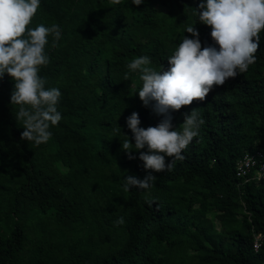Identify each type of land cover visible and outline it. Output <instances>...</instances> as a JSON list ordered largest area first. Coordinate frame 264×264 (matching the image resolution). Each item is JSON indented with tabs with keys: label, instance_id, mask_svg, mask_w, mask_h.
<instances>
[{
	"label": "trees",
	"instance_id": "1",
	"mask_svg": "<svg viewBox=\"0 0 264 264\" xmlns=\"http://www.w3.org/2000/svg\"><path fill=\"white\" fill-rule=\"evenodd\" d=\"M199 3L42 0L30 27L62 29L41 75L61 90L63 119L47 144L22 140L14 81L0 80V264H264V238L254 247L264 236V179L236 173L246 152L264 149V33L247 72L172 113L174 128L193 109L205 120L185 159L153 172L148 191L124 187L147 174L139 152L130 159L122 149L128 137L135 143L127 118L138 113L145 129L162 119L130 93L142 81L126 65L147 55L167 70L184 35L193 38L188 26L202 47L218 48Z\"/></svg>",
	"mask_w": 264,
	"mask_h": 264
},
{
	"label": "clouds",
	"instance_id": "2",
	"mask_svg": "<svg viewBox=\"0 0 264 264\" xmlns=\"http://www.w3.org/2000/svg\"><path fill=\"white\" fill-rule=\"evenodd\" d=\"M129 2L140 6L146 0ZM41 3L42 0H0V80L5 74L13 79L10 99L12 105L19 106L15 118L23 123L21 139L37 146L51 140V128L63 119L58 110L62 92L58 87H47V80L41 75L50 63L49 50L62 38V29L58 24L30 27ZM111 3L122 5L124 0H111ZM195 9L199 24L211 27L210 35L218 48L202 47L199 31L188 26L186 33L193 38L184 35L167 59V70L163 66L161 70L152 67V59L147 55L126 65L128 72H138L142 81L141 87L130 93L138 92L144 106L162 117L158 125L146 129L140 126L136 112L126 120L135 143L126 136L122 149L130 159L136 158L132 155L134 151L139 152L147 172L142 179L127 176L126 191L152 189L157 180L153 172H171L177 161L185 159L183 153L193 139L200 135L205 120L197 109L185 113L179 128H174L172 113L194 100L203 101L214 86H222L229 78L247 72L257 60L264 33V0H200ZM145 148L147 151H141ZM124 223V217L114 221L116 226Z\"/></svg>",
	"mask_w": 264,
	"mask_h": 264
},
{
	"label": "built area",
	"instance_id": "3",
	"mask_svg": "<svg viewBox=\"0 0 264 264\" xmlns=\"http://www.w3.org/2000/svg\"><path fill=\"white\" fill-rule=\"evenodd\" d=\"M236 173L244 182L251 179H264V149L258 148L253 152H246L237 162ZM263 238L262 234H255L254 247L256 250L262 245Z\"/></svg>",
	"mask_w": 264,
	"mask_h": 264
}]
</instances>
